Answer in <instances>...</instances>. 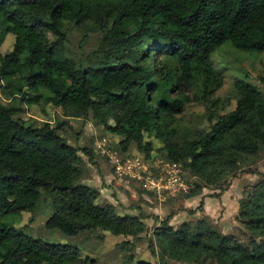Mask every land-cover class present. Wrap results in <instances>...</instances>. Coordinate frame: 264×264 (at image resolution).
I'll return each instance as SVG.
<instances>
[{
	"label": "trees",
	"instance_id": "obj_1",
	"mask_svg": "<svg viewBox=\"0 0 264 264\" xmlns=\"http://www.w3.org/2000/svg\"><path fill=\"white\" fill-rule=\"evenodd\" d=\"M65 21L102 33L86 66L64 51ZM0 30V44L9 32L15 37L12 50L0 53V88L5 80L21 101L51 104L67 119L91 116L121 137L122 152L136 143L150 158L155 149L145 136L156 137L164 161L200 179L186 197L208 186L220 197L250 156L264 154V93L236 79L235 108L218 113L213 96L223 78L211 60L226 44L264 53V0H0ZM159 54L165 60L155 59ZM24 87L36 98H25ZM189 89L193 99L211 104L207 129L177 128ZM18 110L0 102V264H97L76 245L34 238L26 224L8 219L33 211L43 195L52 202L49 230L139 238L144 214L121 215L112 203L98 204L100 191L83 181L87 162L80 153L92 162L94 152L67 141L69 121L27 124ZM251 172L260 179L244 189L237 214L250 233L246 242L203 218L196 228L174 227L170 214L152 230L151 254L187 264H264V173ZM132 245L122 243L130 261Z\"/></svg>",
	"mask_w": 264,
	"mask_h": 264
},
{
	"label": "rangeland",
	"instance_id": "obj_2",
	"mask_svg": "<svg viewBox=\"0 0 264 264\" xmlns=\"http://www.w3.org/2000/svg\"><path fill=\"white\" fill-rule=\"evenodd\" d=\"M89 25V26H88ZM88 25L79 26L65 21L67 41L64 51L68 57L87 65V58L99 46L102 33ZM1 31V30H0ZM15 42L14 34L9 32L0 44V53L5 54L12 50ZM157 60H165L163 54L156 56ZM212 63L215 69L222 75V85L215 92L213 99H217L218 113L225 114L232 111L236 105L238 91L234 82L236 79H245L258 87L264 93V53L245 52L235 49L231 44L221 46L213 54ZM153 61V59H152ZM17 76V75H16ZM17 77H13L11 83H16ZM15 85V84H14ZM13 86L3 80L0 88V102L4 105H16L19 110L17 117L27 124L41 126L44 122L52 125L67 120L71 127H65L63 135L67 141L75 146L88 147L94 152V160L88 161V157L80 153L87 162V169L83 181L100 191L98 204L112 203L117 213L139 214L145 216L143 222L146 229L139 238L128 235H112L109 232L93 231L82 232L77 236H66L59 230H49L45 227V221L52 213V202L49 196L43 195L33 211H24L17 215H11L9 220L15 222L19 228L26 224L25 229L34 237L52 242L70 243L81 250L82 256L94 258L97 264H137L139 260L152 262L153 264H187L168 257L162 259L159 255L153 256L150 252L152 230L158 222L167 215L172 214L170 223L179 227L182 223H189L196 228L198 219L207 220L211 226L219 228L223 233L231 234L237 239L246 242L249 231L237 221L239 201L244 197V189L260 179V175L251 171L258 170L264 173V154L250 156L246 164L241 167L236 176L229 177L228 187L220 197L212 196L219 189L214 186L205 187L201 194L195 197H186L181 193L171 197L166 193H157L145 187L146 180H159L165 176L169 178L174 173L170 167L165 166L164 155L158 149L162 147V141L154 136H145V141H150L155 149L150 158H146L144 152L138 150L136 143H131L126 152H122L118 146L121 137L104 130L103 126L96 125L91 116L88 118L67 119L61 116V110L43 101L27 103L21 101V94L11 92ZM27 97L36 98V93L23 88ZM189 99L182 114L176 115L177 128L183 131L190 129H207L208 113L211 104L202 103L193 99L194 92H186ZM120 155V156H119ZM118 159L127 160L145 166L143 179H121L117 175L115 167L110 162ZM180 174L192 187L200 179L192 176L190 172L178 164ZM142 173V171H141ZM174 177V176H173ZM182 178V179H183ZM203 200L202 210H198L200 201ZM259 239V237L257 238ZM131 242L134 259L129 260V253L122 248L123 242ZM160 252V248H156ZM211 264V263H206Z\"/></svg>",
	"mask_w": 264,
	"mask_h": 264
},
{
	"label": "built area",
	"instance_id": "obj_3",
	"mask_svg": "<svg viewBox=\"0 0 264 264\" xmlns=\"http://www.w3.org/2000/svg\"><path fill=\"white\" fill-rule=\"evenodd\" d=\"M110 162L115 167L114 170H116L117 175L120 176L121 179H143V172L146 170L145 166H142L143 169H141L140 165L136 163H131L127 160H120L117 157L116 160L112 161L110 158ZM165 166L170 167L174 175H171L169 178L165 176L164 178H160L157 181L151 179L146 180L145 187L159 194L164 192L171 197H176L181 193L187 194L190 189V185L187 184L186 180L180 174L181 172L178 167V164L166 162Z\"/></svg>",
	"mask_w": 264,
	"mask_h": 264
}]
</instances>
